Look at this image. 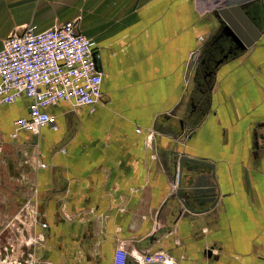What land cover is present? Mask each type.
Instances as JSON below:
<instances>
[{
  "label": "crops",
  "instance_id": "0c3cea01",
  "mask_svg": "<svg viewBox=\"0 0 264 264\" xmlns=\"http://www.w3.org/2000/svg\"><path fill=\"white\" fill-rule=\"evenodd\" d=\"M257 7L261 39L241 51L222 35L216 0H0V49L27 25L77 20L102 72L100 103L51 106L36 135L12 138L28 99L0 105V221L27 206L39 222L22 224L18 259L112 264L123 248L126 264L157 252L174 264H264V2ZM181 157L213 165V207L192 200L190 212L175 197ZM32 234L43 240L25 246Z\"/></svg>",
  "mask_w": 264,
  "mask_h": 264
},
{
  "label": "built area",
  "instance_id": "2783aa9c",
  "mask_svg": "<svg viewBox=\"0 0 264 264\" xmlns=\"http://www.w3.org/2000/svg\"><path fill=\"white\" fill-rule=\"evenodd\" d=\"M94 43L77 31V20L37 31L27 25L22 31L11 32L2 42L0 49V105H9L25 97L29 100L28 117L14 122L12 138L19 131L38 134L41 127L52 122L47 108L59 102L68 103L72 108L93 107L102 98L100 71L94 50ZM194 53L190 55L193 58ZM41 168L43 164L39 165ZM27 212V228L39 223L35 209L21 208ZM31 220V221H30ZM33 220V221H32ZM41 228L46 225L40 223ZM38 235H30L25 246L42 241ZM127 252L118 248L112 264H126ZM143 264H174L162 252L144 255L137 260ZM35 264L31 258L29 263Z\"/></svg>",
  "mask_w": 264,
  "mask_h": 264
},
{
  "label": "water",
  "instance_id": "95a60500",
  "mask_svg": "<svg viewBox=\"0 0 264 264\" xmlns=\"http://www.w3.org/2000/svg\"><path fill=\"white\" fill-rule=\"evenodd\" d=\"M258 2L263 3L264 0H244L234 4H221L216 0L214 15L222 26V35L238 50L244 51L261 39V27L257 24V21H261ZM185 163H191L193 167L184 168ZM213 169L212 164L202 160L179 159L175 197L188 211L196 212L190 204L192 200L198 204L208 201L211 207L215 205L217 193Z\"/></svg>",
  "mask_w": 264,
  "mask_h": 264
},
{
  "label": "rangeland",
  "instance_id": "374dc122",
  "mask_svg": "<svg viewBox=\"0 0 264 264\" xmlns=\"http://www.w3.org/2000/svg\"><path fill=\"white\" fill-rule=\"evenodd\" d=\"M19 229V228H18ZM30 230V228H28ZM17 233V232H15ZM15 233L1 235L0 233V264H26L27 260L23 263L11 249L15 251L18 236ZM19 235V234H18ZM30 247V246H29ZM27 257V256H26Z\"/></svg>",
  "mask_w": 264,
  "mask_h": 264
},
{
  "label": "flooded vegetation",
  "instance_id": "af4514ba",
  "mask_svg": "<svg viewBox=\"0 0 264 264\" xmlns=\"http://www.w3.org/2000/svg\"><path fill=\"white\" fill-rule=\"evenodd\" d=\"M21 208H19L11 217L7 218L4 222L0 221V233H1V235L6 236L7 234L17 232V233H15V235L20 236V234L22 233V230H23V225L21 224L22 220H19V217H18ZM17 240H18V238H17ZM11 252H14V250L11 249Z\"/></svg>",
  "mask_w": 264,
  "mask_h": 264
}]
</instances>
